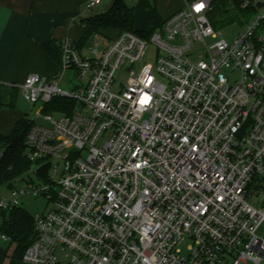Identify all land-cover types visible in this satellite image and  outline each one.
<instances>
[{"label": "built area", "instance_id": "1", "mask_svg": "<svg viewBox=\"0 0 264 264\" xmlns=\"http://www.w3.org/2000/svg\"><path fill=\"white\" fill-rule=\"evenodd\" d=\"M197 2L185 0L150 37L123 31L101 49L63 37L60 73L26 77L21 93L44 121L30 117L27 156L49 172L37 171L39 184L25 175L13 199H0V224L24 196L52 206L33 216L24 261L264 264V0L242 3L253 14L232 40L210 21L212 0L199 13ZM57 97L75 104L45 111Z\"/></svg>", "mask_w": 264, "mask_h": 264}, {"label": "crops", "instance_id": "2", "mask_svg": "<svg viewBox=\"0 0 264 264\" xmlns=\"http://www.w3.org/2000/svg\"><path fill=\"white\" fill-rule=\"evenodd\" d=\"M142 1L150 4L149 0ZM153 1L159 15L167 10V17L185 5V0ZM112 2L102 0L96 7L103 9L97 13ZM86 3L87 0H0V83L20 88L32 73L58 75L59 62L42 46L66 36L75 38L79 28L84 30L81 18L93 15L90 14L93 9L86 10ZM25 115L0 105V134H9L17 120ZM10 240L0 237V264H31L23 260Z\"/></svg>", "mask_w": 264, "mask_h": 264}, {"label": "trees", "instance_id": "3", "mask_svg": "<svg viewBox=\"0 0 264 264\" xmlns=\"http://www.w3.org/2000/svg\"><path fill=\"white\" fill-rule=\"evenodd\" d=\"M245 0H212L209 19L216 29L227 27L234 22L244 24L253 14L250 8H241ZM149 27L144 31L134 29V9L124 0H113L112 4L100 13L81 18L84 35L79 45L87 44L95 34H101L102 28L113 27L119 31H135L148 37L163 25V19L156 8L147 2ZM117 34V35H118ZM116 37V36H115ZM43 49L60 64L61 48L59 41L53 40L43 44ZM19 93L18 86L0 83V105L13 107ZM75 102L69 98L57 97L45 106V111H70ZM67 109V110H66ZM31 127L28 114L17 120L11 133L0 134V179L2 183L12 185L16 179L22 178L34 165L27 156L26 135ZM42 175L49 172V164L39 168ZM10 214V215H9ZM0 229L17 242V252L23 255L26 248L34 239L33 217L21 207L3 212Z\"/></svg>", "mask_w": 264, "mask_h": 264}, {"label": "rangeland", "instance_id": "4", "mask_svg": "<svg viewBox=\"0 0 264 264\" xmlns=\"http://www.w3.org/2000/svg\"><path fill=\"white\" fill-rule=\"evenodd\" d=\"M126 1L131 7H133L134 9V29L138 30V31H144L149 27V20H148V12H147V5H145L143 3L142 0H124ZM150 4L152 6H154V1L153 0H149ZM108 3V2H107ZM103 9V7H96L94 8L90 14H94L97 13L99 11H101ZM181 9V8H180ZM168 11L164 10L163 12L160 13L161 17L163 19H165L167 17ZM243 25L244 24H239L238 22H236L235 24H232L230 26L221 28V34L222 37L227 39V40H232L235 37L238 36V34L241 32V30L243 29ZM85 31L82 28H79V31H77L75 38L70 37L73 40H81V37L84 35ZM99 34L100 36H98V44L93 43V40L91 39L88 43H87V47L91 46L93 48H103L106 39H113L115 36H117V34L119 33V31L113 27H108V28H102L100 30ZM150 37V36H148ZM156 57V46L154 45V43L150 42L149 44V48L146 54V57L144 58V61H149L152 62L154 61ZM72 75V72H70V74L67 72L66 73V77ZM50 77V76H48ZM117 80L118 81H125L126 80V75L123 72H118L117 73ZM78 81L77 78L72 79V81H70L67 85H65V88L69 91H73L75 89L74 83H76ZM5 107V106H4ZM8 109H14V110H19L24 114H28L30 117H32L33 119L36 120L37 123H44L42 117L38 114V112L41 109V104L40 103H30L29 101H27L22 93H21V89L19 88V93L17 95V98L15 100V104L12 107H6ZM12 131V130H11ZM10 131V133H11ZM54 166H56L58 160H54ZM59 169H62V163L60 162L59 165ZM39 170L38 165L33 166L25 175H29L37 184L40 183V179L37 176V171ZM24 175V176H25ZM23 176V177H24ZM22 177V178H23ZM22 178L16 179L12 186L7 184V183H2L0 185V199H7V200H11L15 197L14 195V191H13V186L14 188L18 189L21 188L24 184V181L22 180ZM59 179V174H56V180ZM52 206L51 202L49 201L48 197L46 195L40 194L38 196L35 195H27L22 197L19 200V207H21L22 209H24L25 211L28 212V214L30 216H35L37 213H43L46 212L47 210H49V208ZM10 215V214H9ZM258 233L260 236L264 237V224L259 228ZM12 241V240H10ZM191 244V240L190 239H184L180 245L179 248L182 251V255H187L188 251H189V245ZM12 245L17 246V242L16 241H12ZM247 264H255L252 261H248Z\"/></svg>", "mask_w": 264, "mask_h": 264}, {"label": "snow or ice", "instance_id": "5", "mask_svg": "<svg viewBox=\"0 0 264 264\" xmlns=\"http://www.w3.org/2000/svg\"><path fill=\"white\" fill-rule=\"evenodd\" d=\"M204 8H205L204 0H199V2L194 3L193 6H192L193 11L196 12V13L201 12ZM151 79H152V78L149 76V77H148L147 84H150V83H151ZM132 91H135V88H133ZM129 99H132V97L129 96ZM150 99H151V97L148 96V95L145 93V94L141 97V99H140L139 102H140L141 104H145V103H147ZM137 167H139V165H137Z\"/></svg>", "mask_w": 264, "mask_h": 264}]
</instances>
